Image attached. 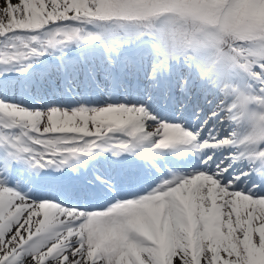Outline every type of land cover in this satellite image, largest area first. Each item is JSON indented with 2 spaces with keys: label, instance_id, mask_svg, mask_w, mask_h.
<instances>
[{
  "label": "snow or ice",
  "instance_id": "1",
  "mask_svg": "<svg viewBox=\"0 0 264 264\" xmlns=\"http://www.w3.org/2000/svg\"><path fill=\"white\" fill-rule=\"evenodd\" d=\"M0 264H264V0H0Z\"/></svg>",
  "mask_w": 264,
  "mask_h": 264
}]
</instances>
